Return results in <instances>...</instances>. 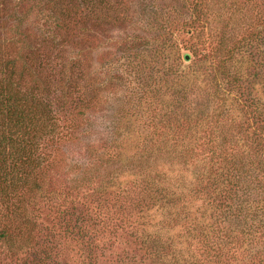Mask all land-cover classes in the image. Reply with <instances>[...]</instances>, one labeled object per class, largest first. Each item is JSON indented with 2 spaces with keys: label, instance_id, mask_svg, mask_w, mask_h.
<instances>
[{
  "label": "trees",
  "instance_id": "obj_1",
  "mask_svg": "<svg viewBox=\"0 0 264 264\" xmlns=\"http://www.w3.org/2000/svg\"><path fill=\"white\" fill-rule=\"evenodd\" d=\"M101 2L102 0H16L10 16L15 24L13 34L18 37L13 43L15 45L12 46L13 51L19 54L21 50V47L17 46L18 40L23 39L25 42L29 39V43L34 42L31 36H28V29L24 28L27 27L30 15L33 19L45 21L43 40L53 44L62 42L66 45L67 43L63 41H67L65 34H68L70 24L73 23L75 27L78 24V20H75L77 16L73 15L74 4L80 3V8L92 11L93 7ZM167 6L165 3L162 7ZM199 7L198 2H192L191 11L195 17L193 16L190 22L187 21L192 22L196 32H198L196 24L203 13ZM165 11L166 14L161 16L156 8L141 10L146 19L144 25L132 30L130 36L120 38V42L115 43V52L112 56L108 54L107 47L101 45L95 49L102 52L100 63L96 65L97 70L105 72L108 67L111 68L106 84L103 82L97 84L95 81L94 88L93 86L84 88L82 84L84 75L80 69L82 70V62L84 60L86 62V56L80 55L82 59L71 53L72 60L67 63V72L60 76L63 84L61 91H64L66 97L59 101H52L50 95L53 86L51 82L47 84L37 70L42 68V62L39 66L35 65L36 68L30 57H26L20 64L17 55L13 57L9 47L6 48L10 40L8 33L0 39V184L7 185L3 188H13L33 176L34 179L29 182L34 184V191L38 193L44 190V183L35 175L41 166L39 163L41 157H34L36 150L40 149L43 142L56 144L59 135L68 133L66 128L72 127L75 141L78 140L79 133L85 134L89 131L93 133L99 128L100 117L106 131L99 143H105L103 153L101 151L98 154L101 164L112 162L115 156L120 159L123 150H126L125 146L129 148L134 143L137 144L138 142L134 140L140 128L153 127L156 130L162 127L168 133L176 134L186 130L190 139L192 137L197 139L207 131L212 133V138H209L208 145L205 144V140L202 142V146L209 150L208 159L205 160L207 162L205 171H198L191 181L185 182L187 185H184L189 191L194 190L192 196H204L205 205L198 207L189 205L188 208L191 211L194 209V212L180 207V196L184 194L179 191V187L183 188L184 181L178 180L177 177L173 179V184L167 183L163 180L161 170L156 168L154 171L157 179L149 173L147 177L149 181L144 182L141 188L146 198L142 200L143 196H135L132 200L134 206H130L129 211L134 209L141 213L148 211L149 215L152 208L164 210L167 221L173 219L180 224L189 222L195 232L193 241L197 242L196 245L202 243L206 252L212 251L214 242L218 239L220 253L227 255L228 262L231 252L235 249L242 251L244 244L250 248L253 245L261 248L255 253L254 258L263 261L264 106H260L262 98L257 95L259 99L255 98L252 91L256 88L264 89V63L257 53L249 52L247 45L250 43L245 48L232 49L227 59L218 61L219 55L224 56L223 52L227 49L226 43L222 42L219 54H216L218 58L214 59L215 63L204 70L196 69L193 66L197 65L199 57L197 51H193L187 59V55L182 54L179 46H176L177 43L170 38V31L176 18L181 17L179 10L169 7ZM62 31L65 34H62ZM259 31L260 35L252 38V44H257L262 39L264 29ZM31 48L36 49V46ZM187 60L193 61L189 62L191 63L189 67L192 68L189 72L184 68ZM18 64L21 65V73L17 71L20 67V65L17 67ZM32 69L33 92L27 96L23 93L25 88L22 87L23 78L25 71ZM202 80L204 83L197 88ZM40 82L44 84L43 88H46L41 91L46 93L37 96ZM210 83L215 88L213 93L204 92L197 96V101L187 104L185 99L189 94L193 97ZM106 88L111 91L107 92ZM28 90L30 89L27 88ZM104 94L110 96L103 101ZM38 97L47 100L40 101ZM62 101L65 106L58 108ZM146 110L150 111V117L147 114V118L144 117L143 112ZM236 112H238L236 116L231 118L233 121H228L231 124L229 128L227 126L228 130L220 126L214 130L210 126L212 121L216 120L218 124ZM95 116H99L98 123H95L97 120ZM238 118L240 120H237ZM247 118L253 123L249 124V128H245L243 138L236 139V134L243 132ZM206 127H209L208 130H204ZM96 144L91 143L89 149L96 152L98 150ZM149 206L150 208L146 209ZM183 211L185 214L182 216ZM198 212L199 217L196 216ZM176 214H179V219ZM12 217L15 221L28 220V217H21V214ZM1 219L0 215V238L6 240L5 243L12 247L14 234L11 227L2 224L4 221ZM159 222L156 232H153L155 224L151 225V221H149L151 228L149 224V228L144 227L145 224H140L133 232L135 238L142 239L145 243L150 242L148 247L156 254H159V249L154 245L158 244L164 248L171 240L176 243L174 236V239H171L166 221ZM59 223L58 231L38 230L42 233L40 241L45 244V250L35 251L27 244L22 247L27 258L24 264H56L54 259L60 260L65 242L74 239L88 244V250L92 251L89 258L93 264L95 263L93 260L96 259L97 246L92 242V238L97 232L94 233V228L90 226L92 220L85 211L79 207L60 211ZM158 225L160 228H157ZM34 230L35 228H31L32 232L29 231V235H32ZM28 239L27 236V241Z\"/></svg>",
  "mask_w": 264,
  "mask_h": 264
},
{
  "label": "rangeland",
  "instance_id": "obj_2",
  "mask_svg": "<svg viewBox=\"0 0 264 264\" xmlns=\"http://www.w3.org/2000/svg\"><path fill=\"white\" fill-rule=\"evenodd\" d=\"M15 2L16 0H0V39L8 33L10 40L6 48L9 47L13 57L17 55L20 64L26 57H30L33 66H39L42 62L41 69L35 67L47 84L51 82L53 88L50 98L52 101H59L66 97L64 91H61L63 84L60 76H64L67 72V63L72 60L71 53L77 54L82 59L80 55L86 56V62L85 60L82 62V70L80 69L84 75L82 78L84 88L87 89L90 86L94 88L95 81L97 84L100 82L106 84L111 68L108 67L105 72L97 70L96 65L100 63L102 52H97L95 49L101 45L107 47L108 54L112 56L115 52V43L120 42V38L130 36L132 30L144 25L146 19L141 14V10L146 8H156L161 16L166 14V8L179 10L181 17L176 18L177 21L175 20L172 31H170V38L177 43L176 46H179V50L181 49L182 54H186L188 58L193 51H197V56H199L197 65L193 66L196 69L204 70L215 63L214 59L218 58L216 54H219L222 42L226 43L227 49L223 52L225 57L219 55L218 61L223 58L227 59L232 49L239 50V47L245 48L250 43L247 45L249 52L257 53L264 63V35L257 44H252L251 41L252 38L260 35H258L259 30L264 29V0H102L101 4L94 6L92 11L80 8V3L78 5L73 3L75 7L73 15L77 16L75 20H78V24L76 27L73 23L70 24L68 34L62 31L68 41H63L67 43L66 45L62 42L53 44L43 40L45 21L33 19L30 15L27 27L24 28L28 29V36L30 35L29 37L34 42L29 43V39L25 42L23 39L18 40L17 46L21 47L19 54L12 49V46H15L13 43L18 39L13 34L15 24L10 17ZM192 2H198L203 12L200 21L196 24L198 32L195 31L192 22L189 23L194 16L191 11ZM165 3L168 6L164 8L162 6H165ZM31 46H36V49H32ZM191 61L187 60L184 65L187 72L192 70L189 67L193 63ZM21 70L20 65L17 69L18 73H21ZM32 71L34 70L25 71L23 78L22 87H25L23 93L27 96L33 92L31 89L34 81ZM202 82L204 83V80L197 88ZM42 85L44 84L40 82V91L37 92V96H41L43 92L46 93V91H41L45 88ZM208 85V87L201 88L193 97L189 94L185 99L187 104L197 101V96L204 92L213 93L215 88L211 86V83ZM27 88L30 90L27 91ZM106 91L111 90L106 88ZM252 93L255 98H262L260 106H264V89L256 88ZM107 96L110 95H103V101ZM38 98L40 101L46 99ZM148 101L152 103L151 100ZM197 104L196 102L195 105ZM61 106H65L64 101L60 102L57 107L61 108ZM143 113L145 118H147L146 114L149 117L151 115L149 110ZM237 113L218 124L216 120L212 121L210 126L214 130L218 126L229 128L231 126L229 122L233 121L231 118ZM98 117H94L97 118L95 123H98ZM252 123V120L247 118L243 132L236 134V139L243 138L242 134L246 133L245 128H249V124ZM104 126L103 119L100 117L99 128L93 133L91 131L85 134L79 133L77 141H75V135H72L71 127L66 128L69 134L59 135L58 144L57 142L53 145L42 143L43 145L36 150L34 157H41L39 160L41 166L35 175L41 178L44 190L38 193L34 191V184L29 182L34 179L33 176L21 181L13 188H3L7 185L0 184V215L1 220L4 221L2 224L11 227V232L14 234L12 235L14 237L12 247L5 243L6 240L0 238V264H24L27 258L22 247L26 244L35 251L45 250V244L40 241L42 233L38 230L58 231L59 212L73 207H79L85 211L92 220L90 226L94 228V233L97 232L92 238V242L97 246L94 264H172L174 262L179 264L184 262H188L187 264H264V260L259 261L254 258L255 253L261 250L256 245L250 248L244 244L242 251L235 249L231 252L228 262L227 255L220 253L218 239L215 240L214 248L209 253L206 252L202 243L196 245L197 242L193 241L195 232L191 229L189 222L180 224L173 219L167 221L166 212L158 207L159 210L152 208V213L149 215L148 211L144 213L135 209L129 211L135 196H143L142 200L146 198L141 188L148 180L149 173L157 179L154 171L156 168L161 170L163 180L167 183L173 184V179L177 177L178 180L184 181L183 188L179 187V191L184 194L180 196V207L183 206L186 211H191L188 208L191 204L197 207L205 205L204 196H192L194 190L189 191L184 185H187L185 182L191 181L195 173L205 171V164H207L205 160L208 159L209 150L202 144L205 140V144L208 145L209 138H212V133L204 132L209 127H206L203 130L205 134L199 135L197 139L195 137L190 139L186 130L176 134L168 133L162 127L156 130L153 127L140 128L134 140L138 142L137 144L134 143L129 148L125 146L126 150H123L120 159L115 156L112 162L101 164L98 154L101 151L103 153L105 149V143L99 144L106 134ZM253 126L257 127V125ZM60 131H63L61 126ZM174 136L177 137L173 138ZM91 143H97L96 152L89 149ZM7 208L12 210H7ZM149 208L150 206L146 209ZM12 211H14L13 214ZM191 212H194V209ZM18 214H21V217H28V220L15 221L12 215L17 216ZM184 214L183 211L182 216ZM175 216L178 218L179 214ZM196 216L199 217L200 212ZM96 219H98L97 222ZM149 221L152 222L151 225L155 224L153 232H156L159 221H166L171 239L174 236L176 243L171 240L170 244L164 248L156 244L154 246L159 249V254L155 251L152 253V249L148 247L150 242L145 243L142 239L135 238L133 233L140 224H145L144 227L149 228ZM31 228L35 230L32 235H29ZM157 228H160L159 225ZM32 238L33 241H31ZM186 240H188L187 243ZM65 243V248L61 249L60 260L59 258L57 261L54 259L56 264H93L89 258L92 251L88 250L86 242H78L74 239Z\"/></svg>",
  "mask_w": 264,
  "mask_h": 264
},
{
  "label": "water",
  "instance_id": "obj_3",
  "mask_svg": "<svg viewBox=\"0 0 264 264\" xmlns=\"http://www.w3.org/2000/svg\"><path fill=\"white\" fill-rule=\"evenodd\" d=\"M187 59H188V56H187Z\"/></svg>",
  "mask_w": 264,
  "mask_h": 264
}]
</instances>
